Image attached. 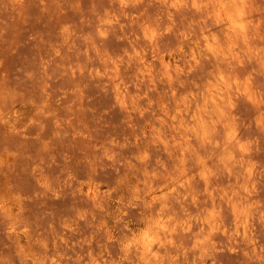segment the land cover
<instances>
[{
    "label": "rangeland",
    "instance_id": "1",
    "mask_svg": "<svg viewBox=\"0 0 264 264\" xmlns=\"http://www.w3.org/2000/svg\"><path fill=\"white\" fill-rule=\"evenodd\" d=\"M243 16L0 0V264H264V0Z\"/></svg>",
    "mask_w": 264,
    "mask_h": 264
},
{
    "label": "bare ground",
    "instance_id": "2",
    "mask_svg": "<svg viewBox=\"0 0 264 264\" xmlns=\"http://www.w3.org/2000/svg\"><path fill=\"white\" fill-rule=\"evenodd\" d=\"M245 1L246 0H207V3L212 8L217 22L219 21L222 23L230 32H239L243 34V9L245 7ZM208 47L210 50L213 49V45L211 44H208ZM215 96L216 95H212L211 98L215 99ZM122 100L123 99H120V101ZM123 103L124 101L121 102V104ZM196 124L197 128L195 129V132H201L203 135L207 136L208 130L204 124V117L202 115L196 117ZM231 137L228 138L229 141L232 140ZM157 230L156 225H150L141 233L135 234L132 243L141 257L150 254L151 247L153 246L154 239L158 232ZM157 236L159 237V235Z\"/></svg>",
    "mask_w": 264,
    "mask_h": 264
}]
</instances>
